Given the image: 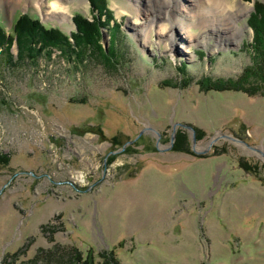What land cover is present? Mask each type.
Listing matches in <instances>:
<instances>
[{
  "label": "rangeland",
  "instance_id": "obj_1",
  "mask_svg": "<svg viewBox=\"0 0 264 264\" xmlns=\"http://www.w3.org/2000/svg\"><path fill=\"white\" fill-rule=\"evenodd\" d=\"M60 3L0 0V24L11 33L28 15L73 44V18L98 14L89 0ZM235 3L250 8L236 45L178 39L168 52L143 26L145 0H106L100 44L116 35L115 68L57 50L12 66L0 48V264H264V159L221 137L264 154V71L248 25L264 0ZM241 76L248 91L209 88ZM177 123L200 136L195 150L181 127L170 145ZM178 133L187 153L173 150Z\"/></svg>",
  "mask_w": 264,
  "mask_h": 264
},
{
  "label": "trees",
  "instance_id": "obj_2",
  "mask_svg": "<svg viewBox=\"0 0 264 264\" xmlns=\"http://www.w3.org/2000/svg\"><path fill=\"white\" fill-rule=\"evenodd\" d=\"M91 7L98 14L92 21L86 20L83 17L76 15L73 18L76 31L72 34L73 44L69 42L68 38L62 34L58 29L46 28L38 20L29 17L28 15H20L12 24L11 33L4 31L3 26L0 24V48L3 51L5 60L9 65L15 66L17 63L25 60L33 61L35 58L40 57L42 51L47 55L53 50L60 51L67 59L70 55H74L80 62L86 57H93L95 61L105 64L107 67L115 68L114 59L116 56V35L109 36V47L105 51L100 41H102L101 29L105 26L109 27L112 20V13L107 9L106 0H89ZM106 15L107 23H102L101 16ZM248 25L253 31V51L256 58L259 59L256 70L264 71V7L254 6L252 13L248 19ZM115 26V27H113ZM112 29L118 31V27L114 22ZM13 43L18 47V54L16 59L12 57L10 48ZM250 77L241 76L236 80H229L226 83L218 84L215 82L209 86L210 89L217 91L224 90H242L248 91L243 88L244 84L248 82ZM248 84V83H247ZM197 132V130H195ZM199 140L200 136H196ZM188 145L186 136L182 133L176 135V141L173 145V150L178 152H188ZM9 157H0V163L7 165ZM243 167V163H241ZM247 170V169H246ZM249 171V170H248Z\"/></svg>",
  "mask_w": 264,
  "mask_h": 264
},
{
  "label": "bare ground",
  "instance_id": "obj_3",
  "mask_svg": "<svg viewBox=\"0 0 264 264\" xmlns=\"http://www.w3.org/2000/svg\"><path fill=\"white\" fill-rule=\"evenodd\" d=\"M27 1L40 4V0ZM52 1V9L66 8L60 3V0ZM77 1L80 4L84 2V0ZM9 4L10 6L14 5V3ZM237 6L235 0H145L144 8L141 9L140 14L144 16L143 26L158 27V44H163L165 50L168 52L174 50L176 52V48L178 49L176 40L178 39L184 41L187 45L198 43L207 46L210 39H215L216 45H236L245 29V26H239L237 23L250 10L247 4L241 3ZM61 12L62 15H60L61 18L59 20L66 22L68 14H65L64 11ZM176 14L182 15L187 21L189 20L187 19V14H190V23L181 21L177 25L173 24L171 19ZM194 25L198 28H194ZM184 29L187 34L185 35L186 38L182 39V36H180L182 32L180 30ZM195 29L200 32H196ZM145 35L142 32L138 33L137 38H145ZM185 48L189 49V46ZM186 52L188 51L185 50Z\"/></svg>",
  "mask_w": 264,
  "mask_h": 264
},
{
  "label": "water",
  "instance_id": "obj_4",
  "mask_svg": "<svg viewBox=\"0 0 264 264\" xmlns=\"http://www.w3.org/2000/svg\"><path fill=\"white\" fill-rule=\"evenodd\" d=\"M103 41H104V38H103V35H102V42ZM104 47L106 48V45L105 44H104ZM178 127L185 128L186 130H189V131L192 132V134H191V148H192V150H195L196 137H195V134H194V130H193V128L191 126H188L186 124H178L177 123V124H174L173 125V127H172V134H171V137H170V145H172L173 142H174L176 130H177ZM221 137L224 138V139H226V140H229L231 142H234V143L244 144L248 149L252 150L253 152L260 153L261 154V157H263V159H264V154H262L258 149L253 148V147L245 144L244 141H242L240 139L233 138L231 136H227V135H222ZM215 140H213V142ZM157 143H158V139H157Z\"/></svg>",
  "mask_w": 264,
  "mask_h": 264
}]
</instances>
